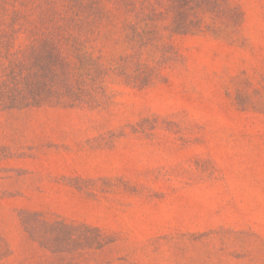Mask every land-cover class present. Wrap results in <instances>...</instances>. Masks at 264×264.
<instances>
[{
    "label": "rangeland",
    "instance_id": "374dc122",
    "mask_svg": "<svg viewBox=\"0 0 264 264\" xmlns=\"http://www.w3.org/2000/svg\"><path fill=\"white\" fill-rule=\"evenodd\" d=\"M9 25L71 70L0 112V264H264V0H0Z\"/></svg>",
    "mask_w": 264,
    "mask_h": 264
},
{
    "label": "trees",
    "instance_id": "16d2710c",
    "mask_svg": "<svg viewBox=\"0 0 264 264\" xmlns=\"http://www.w3.org/2000/svg\"><path fill=\"white\" fill-rule=\"evenodd\" d=\"M19 33L20 29L13 25L0 29V112L37 107L42 99L60 100L63 93L70 91L71 63L62 51L58 32L47 30L44 38L29 49L14 50ZM36 216V213L24 212L26 231L57 249L56 240L45 237V224H37ZM55 227L70 228L62 223H56ZM93 230L97 231L90 229Z\"/></svg>",
    "mask_w": 264,
    "mask_h": 264
}]
</instances>
